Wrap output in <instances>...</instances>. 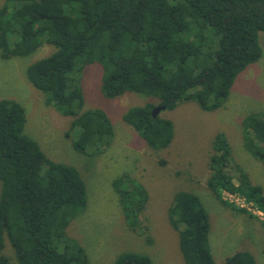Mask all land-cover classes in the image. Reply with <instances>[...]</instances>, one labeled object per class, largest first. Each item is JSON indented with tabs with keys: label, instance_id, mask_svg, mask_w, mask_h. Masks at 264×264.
I'll list each match as a JSON object with an SVG mask.
<instances>
[{
	"label": "trees",
	"instance_id": "obj_1",
	"mask_svg": "<svg viewBox=\"0 0 264 264\" xmlns=\"http://www.w3.org/2000/svg\"><path fill=\"white\" fill-rule=\"evenodd\" d=\"M264 0H7L0 8V56L27 57L48 45L53 52L27 68V79L47 106L72 118L73 148L105 151L114 141L111 119L101 109L83 112L84 97L72 76L87 66L103 70L101 91L114 100L128 92L158 101L130 108L123 121L156 151L174 139L171 120L152 111L195 102L206 112L223 108L237 77L264 54ZM263 36V37H262ZM163 112V111H162ZM24 107L0 100V264L6 241L17 264H88L79 241L67 229L88 206L80 171L49 159L24 133ZM243 147L264 168V113L241 121ZM207 187L217 201L236 194L264 215V188L233 159L224 133L215 136ZM88 155V154H87ZM124 220L146 235L142 216L149 195L129 174L113 181ZM185 264H218L210 243V217L192 192L174 195L168 208ZM264 226V220L261 223ZM148 243L153 241L147 237ZM111 264H154L146 254L125 252ZM223 264H257L238 250Z\"/></svg>",
	"mask_w": 264,
	"mask_h": 264
},
{
	"label": "rangeland",
	"instance_id": "obj_2",
	"mask_svg": "<svg viewBox=\"0 0 264 264\" xmlns=\"http://www.w3.org/2000/svg\"><path fill=\"white\" fill-rule=\"evenodd\" d=\"M6 1L0 0V8ZM52 52L53 47L46 45L27 57L5 60L0 56V100H15L24 107L27 118L24 133L40 145L49 159L80 171L87 187L88 206L72 221L67 233L85 249L88 264H111L125 252L146 254L154 264H185L178 232L168 220V208L174 195L181 191L197 195L209 213L210 243L218 264L238 250L251 252L257 264H264V226L259 213L250 212L258 218L238 213L217 201L207 187L213 141L217 134L224 133L235 162L254 184L264 188V168L244 150L241 137L242 119L251 112L264 113V54L237 77L223 108L206 112L190 101L161 112L159 116L174 125V139L168 148L160 151L149 147L122 118L132 107L158 104V101L133 92L114 100L106 99L101 91L100 66L91 65L82 73L75 72L72 77L82 89L83 112L103 110L115 131L113 144L90 156L92 150L87 155L73 148L77 132H70L69 138L66 136L72 118L47 106L43 94L27 79L28 66ZM123 174L134 177L148 192L149 201L141 218L147 227L146 235L132 231L124 220L113 188V181ZM1 191L0 181V194ZM223 201L232 204L225 195ZM147 237L153 243H148ZM11 248L6 241L3 256L7 264H17Z\"/></svg>",
	"mask_w": 264,
	"mask_h": 264
},
{
	"label": "built area",
	"instance_id": "obj_3",
	"mask_svg": "<svg viewBox=\"0 0 264 264\" xmlns=\"http://www.w3.org/2000/svg\"><path fill=\"white\" fill-rule=\"evenodd\" d=\"M223 195L227 196V198L231 201V203L233 205L235 204L236 207L238 206V208H240V209H245L249 213L255 212V214H257V213L261 214V215L258 214V216H260L264 220V215L260 211H257L252 204L247 203L244 198H242L236 194H230L227 192L223 193Z\"/></svg>",
	"mask_w": 264,
	"mask_h": 264
},
{
	"label": "water",
	"instance_id": "obj_4",
	"mask_svg": "<svg viewBox=\"0 0 264 264\" xmlns=\"http://www.w3.org/2000/svg\"><path fill=\"white\" fill-rule=\"evenodd\" d=\"M165 107H157L152 111V115L154 118H157V116L162 112L165 111Z\"/></svg>",
	"mask_w": 264,
	"mask_h": 264
}]
</instances>
